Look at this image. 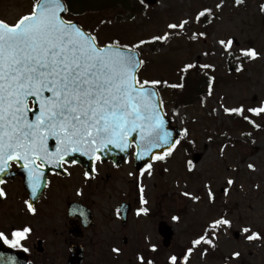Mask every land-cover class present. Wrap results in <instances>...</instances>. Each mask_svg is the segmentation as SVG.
Instances as JSON below:
<instances>
[{
	"label": "rangeland",
	"instance_id": "374dc122",
	"mask_svg": "<svg viewBox=\"0 0 264 264\" xmlns=\"http://www.w3.org/2000/svg\"><path fill=\"white\" fill-rule=\"evenodd\" d=\"M80 1L83 6L90 0ZM137 2L139 0H128L131 10L136 9ZM217 4L221 7L217 8ZM21 5L24 14L30 2L22 0ZM261 5L264 0H243L239 5L236 0H159L154 6L144 7L139 14L128 12L120 22L112 23L115 12L88 13L74 19L93 33L102 46L115 39L122 45L132 46L140 40L170 33L167 41L155 42L154 48L148 43L135 49L144 61L139 79L166 82L161 83L162 87L166 86L165 99L169 85L179 81L188 64L206 69L215 82L202 104L185 107L175 99L165 107L168 119L182 131L183 139L194 144L193 152L188 153L179 143L170 156L152 164L151 169L146 168L143 175L136 174L133 164L118 170V176L132 181L134 186H139V191L143 187L140 193L147 201L143 205L148 213L145 216L137 215L138 211L132 213L130 232L112 237L114 240L102 237L96 248L91 247L85 253L84 264H140L137 258L141 255L154 264H171L169 258L177 255L178 264H184L183 255L190 247L194 250L188 264H264V239L248 241V234L241 232L247 226L264 237V114L252 113L261 129L250 138L224 112V108L243 106L244 113L248 114L249 108L264 107ZM205 8L212 10V19L207 26H200L194 18ZM16 18L17 0H0V19L13 22ZM182 19L189 21L184 30L167 28L169 23H179ZM200 32L206 33V37L199 36ZM194 33L197 39L192 40L190 37ZM228 38L234 43L225 50L218 41ZM249 48H255L260 56L245 63L241 72H234L228 60H240L243 57L240 50ZM195 156L199 157L197 163L193 160ZM190 160L194 165L191 171ZM248 164H253L255 170H250ZM229 178L234 180L230 187L227 185ZM206 186H210L213 200L209 199ZM226 188L227 195L224 194ZM184 192L200 199L186 197ZM134 197L136 201L140 194L135 193ZM222 215L232 221V226H222L214 232L210 225ZM162 220L175 230L169 249L163 248L158 234V224ZM206 232L218 249L212 251L208 247L207 254L202 255L205 246H193L192 241ZM125 237L129 240L127 245L122 242ZM234 252H239L240 256L233 258Z\"/></svg>",
	"mask_w": 264,
	"mask_h": 264
},
{
	"label": "snow or ice",
	"instance_id": "6c2138e0",
	"mask_svg": "<svg viewBox=\"0 0 264 264\" xmlns=\"http://www.w3.org/2000/svg\"><path fill=\"white\" fill-rule=\"evenodd\" d=\"M139 2L145 5L151 0ZM242 2L236 0L237 5ZM216 7L220 8L221 5L217 4ZM260 10L264 12V5L260 6ZM67 11L66 0H34L31 11L15 23L9 24L0 19V175L9 167V161H23L28 169L33 195L42 181L38 161L59 163L67 154L81 151L86 155L94 154L111 144L123 149L127 147L130 135L136 132H139L142 146L146 148L168 145L163 153H149L154 155L155 160H165L180 143L179 139L172 140L171 133L165 130L162 101L156 99L158 93L150 91L149 87L166 82L141 81L139 69L144 61L135 51L144 44L167 41L170 33L140 40L132 46L121 45L119 41L102 46L97 37L82 25L61 15ZM211 14L212 10L205 8L194 19L201 22V18L207 20ZM188 24L187 19H182L179 23H169L167 28L184 30ZM198 35L206 37L207 34L200 32ZM190 39H197V34H192ZM218 43L228 50L234 40L220 39ZM240 53L250 60L260 56L255 48L241 49ZM193 67L194 64H188L184 70ZM30 97H35L39 105V115L35 120L28 117ZM247 111L259 116L264 114V107L249 108ZM224 112L243 116L245 109L243 106L224 108ZM243 118L254 127H260L248 116ZM184 135H187V129ZM49 137L57 141L54 154L48 151ZM96 158L100 159L99 156ZM188 167L189 171L194 167L191 160ZM147 168L151 169L152 164L149 163ZM248 168L255 170L253 164H248ZM3 183L0 180V184ZM233 183V179L227 180L229 187ZM206 187L209 199L213 200L210 186ZM140 191L143 193V187ZM224 194H228L227 188ZM4 195V188L0 187V197ZM183 195L191 196L196 201L200 199L188 192ZM141 201L147 203L143 195ZM26 203L29 211L34 213L32 204ZM141 212L147 214L148 209L141 208L137 215ZM222 226L230 228L232 221L222 215L212 222L210 228L215 232ZM30 232L29 227L14 230L10 239L0 231V240L13 248L22 247L21 241L27 239ZM241 232L248 234V241L264 239L260 232L252 231L247 226ZM201 243L216 247L207 232L192 241L193 246ZM152 250L155 251L154 245ZM193 250L190 247L183 255L184 264H188ZM24 251L28 249L24 248ZM206 254L207 249L202 255ZM239 256V252L232 253L233 258ZM137 259L140 264H154L152 260L146 261L142 255ZM169 259L171 264H178L177 255Z\"/></svg>",
	"mask_w": 264,
	"mask_h": 264
},
{
	"label": "flooded vegetation",
	"instance_id": "af4514ba",
	"mask_svg": "<svg viewBox=\"0 0 264 264\" xmlns=\"http://www.w3.org/2000/svg\"><path fill=\"white\" fill-rule=\"evenodd\" d=\"M23 1L30 2V8L24 14L29 13L34 0ZM21 3L22 0H17L15 21L5 19L10 24L24 15ZM65 19H69L68 16ZM134 152L133 148L128 163L119 168L97 161L93 177L82 166L73 163H63L60 172L45 175V166L38 161V170L42 174L39 188L43 183L44 186L41 191L38 188L33 198L28 169L12 163L0 175V180L4 181L0 187L5 191L0 197V231L10 239L14 230L29 227L31 232L21 241L22 247L13 248L0 241L15 251L25 252L24 248H27L28 264H68L75 246H82L86 253L91 247L96 248L102 237L114 240L112 237L129 233L131 214L146 206L141 201L139 186L120 178L117 172L125 165H134ZM135 193L140 194L136 201ZM26 201L35 208L34 213L29 211ZM122 205H129L131 210L126 224L121 220ZM140 215L147 214L141 212ZM125 239L127 237L123 238V243Z\"/></svg>",
	"mask_w": 264,
	"mask_h": 264
},
{
	"label": "trees",
	"instance_id": "16d2710c",
	"mask_svg": "<svg viewBox=\"0 0 264 264\" xmlns=\"http://www.w3.org/2000/svg\"><path fill=\"white\" fill-rule=\"evenodd\" d=\"M66 2L68 3L71 11L76 15L77 13L81 12L80 9L83 7L86 15L88 13L100 12L105 14L109 12H115V18L114 20H112V23L113 21L115 23L123 20L125 14H127L128 12H130L131 15L139 14L144 8V5H142L140 2H137L135 4L136 9L131 10L128 4V0H90L83 6H80V0H66ZM262 15L264 16V12H262ZM211 19L212 15H210L207 20L201 18V22L198 23L200 26H207L211 22ZM154 45L155 43H151V46L153 48ZM250 61V59L245 57H242L240 60H228L229 63H232V65H230V68L233 69L234 72L243 70L244 64L249 63ZM214 84L215 82L212 75L208 72H205V70H202L197 66L188 69L186 72L180 75V79L178 82L171 83L172 89L170 91L168 90L169 92H165V94L167 95L166 99L164 100L165 106L174 103L173 100L175 99H179L181 105L185 107H190L195 104H202L205 95L210 92V90L214 87ZM173 85H175V87H173ZM243 116H248L256 124V121L251 114L247 115L243 113ZM243 116L229 114V118L231 119V121L239 129L243 130L245 136H248L250 138L255 137L258 132H260V127H254V125L252 123H249L248 120H245ZM182 145L186 148L188 153L194 151L193 143H190L187 140H182ZM201 245L205 246V249H208V247H210L212 251H217L218 249L217 246L215 248H212L210 245L204 243H202Z\"/></svg>",
	"mask_w": 264,
	"mask_h": 264
},
{
	"label": "water",
	"instance_id": "95a60500",
	"mask_svg": "<svg viewBox=\"0 0 264 264\" xmlns=\"http://www.w3.org/2000/svg\"><path fill=\"white\" fill-rule=\"evenodd\" d=\"M157 1L158 0H151V3H147V4L152 6V5H155ZM64 14L65 13L63 12L61 13L62 16ZM150 91H154L158 93L156 89L153 87H150ZM45 95H48V93H45ZM156 99L161 101L159 94L156 97ZM30 100H33L34 102V110L31 113L28 112V116L29 115L35 116L36 113L38 112L39 105L36 103L35 97H30L29 101ZM163 113H164V118H165V130L171 133L172 140L179 139V137L181 136V132L179 131L178 128L172 127L171 121H169L166 118L164 110H163ZM132 144H134L137 149L136 154H135V163H136V168L138 170H141L145 165L153 161L154 155H151L149 153L160 154V153H163L164 150L168 147V145H165L164 147H156V148L147 147L146 148L142 146L143 142L141 141L139 132H136L130 135L127 147L123 149L120 147H117L114 144H111V145H108L107 147L101 148L98 152L94 154L86 155L84 154V151L70 153V154L65 155L63 160L79 163L86 169L88 173L91 174L93 163L97 159L96 158L97 156H99L100 159L104 162L112 161L116 166H119L122 161L128 160ZM56 148H57V144L55 146H50L48 149L56 150ZM194 161L197 163L199 161V157L195 156ZM60 162L61 161H59V163ZM59 163L56 162V164H59ZM121 213L123 216V221H127V216L129 213L128 208L123 207L121 210ZM87 227H90V226H87ZM158 231H159V235L163 238L164 247L169 248L174 238L173 228L170 227L166 222H161L159 224ZM80 239H82V236L80 237ZM125 243H127V240H125ZM73 250H74V253L70 256L68 264H83V261H84L83 248L81 246H75ZM13 259L15 261V264H27V260H28L27 256L24 253L14 252L12 250L6 249L0 243V264H13Z\"/></svg>",
	"mask_w": 264,
	"mask_h": 264
}]
</instances>
